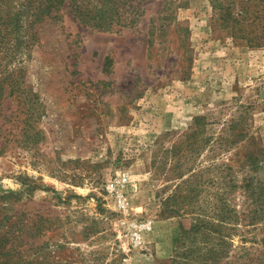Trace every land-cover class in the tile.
I'll return each instance as SVG.
<instances>
[{"label":"rangeland","instance_id":"1","mask_svg":"<svg viewBox=\"0 0 264 264\" xmlns=\"http://www.w3.org/2000/svg\"><path fill=\"white\" fill-rule=\"evenodd\" d=\"M133 1L100 31L0 0L30 93L2 104L0 226L32 264H264V0Z\"/></svg>","mask_w":264,"mask_h":264},{"label":"trees","instance_id":"2","mask_svg":"<svg viewBox=\"0 0 264 264\" xmlns=\"http://www.w3.org/2000/svg\"><path fill=\"white\" fill-rule=\"evenodd\" d=\"M140 1L141 0H137V3H140ZM133 2V0H97V5H92L89 0H25V3L22 5V10H44V13L47 11L49 12V10H60L62 6L66 4V6L73 11L74 16L82 23L91 25V27L100 31H111L114 30L112 26L115 24L124 27L132 22L131 19L127 23L126 19L128 17L127 15L133 14L138 10V6H135ZM40 15V12L37 11V13H33L32 16L39 17ZM22 17L23 14L18 13L16 15L17 19H13V21L17 22V26H21ZM1 19L0 17V53L4 50L6 45L5 38L1 31L4 22H1ZM33 22H29V28ZM1 65L2 61L0 58V66ZM23 94L30 97V93L25 94L22 91L18 78L14 76V71L8 72L3 70V72L0 73V132H2V128L6 125L7 117L8 119L10 117L7 114H3V102L8 98L17 99ZM4 146L5 143L1 144V151ZM25 263L32 264L19 254L16 236H13L10 230L4 231L2 226H0V264Z\"/></svg>","mask_w":264,"mask_h":264},{"label":"built area","instance_id":"3","mask_svg":"<svg viewBox=\"0 0 264 264\" xmlns=\"http://www.w3.org/2000/svg\"><path fill=\"white\" fill-rule=\"evenodd\" d=\"M127 174H123L121 178L117 180L115 184H110L107 186V190L111 197L115 200L118 207L121 209H126L127 202L124 194H122L118 189L117 186L122 185L123 187L126 186L128 182ZM130 231H129V238L133 245H140L142 243V238L144 234L149 233L152 231L153 224L151 220H143L132 222L130 224Z\"/></svg>","mask_w":264,"mask_h":264}]
</instances>
